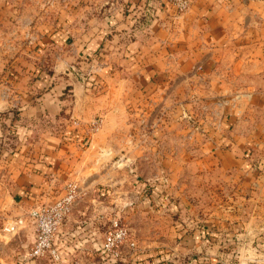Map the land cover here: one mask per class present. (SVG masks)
Returning <instances> with one entry per match:
<instances>
[{"label": "crops", "instance_id": "0c3cea01", "mask_svg": "<svg viewBox=\"0 0 264 264\" xmlns=\"http://www.w3.org/2000/svg\"><path fill=\"white\" fill-rule=\"evenodd\" d=\"M160 1L0 0L1 28H17L24 44L20 63L0 81V209L24 217L20 232L30 234L28 210L53 203L74 182L73 219L119 214L132 202L147 217L169 215L176 203L181 217L188 211L200 219L198 201L184 192L202 181L186 178L188 155L198 173L225 171L216 184L230 187L232 209L212 208L213 223L174 230L169 242L151 229V256L172 249L176 261L187 255L174 264H251L237 252L252 248L249 231L242 235L255 213L250 201L258 217L264 213V0H189L182 12ZM147 9L155 17L146 18ZM84 59L96 67L87 80L79 73L89 65ZM158 103L169 114L175 103L208 106L201 113L210 117V132H186L191 118L173 110L158 134L139 138L136 117ZM95 117L101 123L93 129ZM155 153L174 171L167 193L147 196L148 183L134 179L127 194L126 168L155 181ZM249 187L258 191L252 198Z\"/></svg>", "mask_w": 264, "mask_h": 264}, {"label": "rangeland", "instance_id": "374dc122", "mask_svg": "<svg viewBox=\"0 0 264 264\" xmlns=\"http://www.w3.org/2000/svg\"><path fill=\"white\" fill-rule=\"evenodd\" d=\"M165 1L173 2V0ZM158 2L160 3L161 1L158 0ZM135 11H137L136 14L141 18L143 11H141V9ZM154 13L155 11L149 10L148 12L147 9L145 10V17L149 19L153 16L155 17ZM18 36L19 30H17V28L13 30L12 26V29L3 31L0 26V81L1 78H3L2 73L4 70L8 68L11 69L16 64L20 63L17 52L18 50L24 48V44L21 41H18ZM84 61L89 65L85 66L86 68L83 67L81 70H79V73L81 74V78L85 77L84 80H87L88 78H91V75L96 74V67L90 65V59H84ZM30 67H32V65H30ZM71 70L76 69L75 67H73V69ZM151 92L152 91H150L149 93ZM153 92L155 93L156 91ZM223 99L227 100L226 97H223ZM187 107L188 106H186V108H182L179 106V104H172L170 106V114L173 113V110H180V113H185V117L187 119L191 118V120H189V122L187 121V123H185L184 125L186 128L185 131L187 132V130H189L188 133H191L193 130L195 131V133L204 134L205 129L210 132V117L207 114H205L204 116V114L201 113V111L203 110H208V106H202L201 104L199 108L198 103H191L190 107ZM170 114L169 111L167 109H164L161 105H159V103L151 108L149 107V110L141 111L136 117L138 126L137 132L139 138L145 134L151 136L149 132L153 129L154 133L156 132L158 134L160 132V126L165 124V120ZM199 117L204 118L206 122L200 121ZM152 120H155L156 122H153ZM205 126L206 128L204 129ZM188 133H186V135ZM160 142L161 141L159 139H156V141H154L155 145L159 146ZM126 158L127 156L125 155L123 159L125 160ZM153 158H155V162L153 163V161L150 160L149 163L152 164L151 168L155 166L154 180L156 182L152 181V178L146 180L144 179L146 177V171L141 172V175H138L137 171H130L128 168H126V172L123 174V184H126V186L124 185L125 187H129L127 188V194H129L132 190V182L134 179L135 182L141 180L142 182L148 183L146 184L148 188L146 186L143 187V192H146L147 196H150L151 193L154 194L158 199L159 197H163V195L167 193L165 191V188H168L166 187L167 178L169 173L174 171L166 170V166H164L163 168V166L161 165L160 154L155 153ZM186 158V161L184 160L187 163V166L184 167V174L186 175V178L192 180L196 177L202 179V181L200 185H187L184 192L191 199H196L198 201L194 202V205H197L196 207L197 209H199V213H203L202 218L197 219L194 217H190L191 215L188 214V211H185V218L181 217L182 215L178 212L179 207L176 203H169L170 205H172L169 215L158 214V216L147 217L144 207L138 205V209L136 211L131 206L137 203L132 202V204H123V211L119 214L114 215L110 212L109 214H106L107 216H105L104 218H97L95 216L92 219L88 220L87 217L80 216L73 219V208L78 204L80 193L78 186L74 182H72L76 185L77 196L72 202L71 209L65 215L64 219L56 229L54 235V246L59 253V258L54 259L48 254H43L38 257L31 256L30 249L34 243L36 234V227L33 220L27 216L30 219V224L33 226V230L30 234H21L20 230L22 229V227H24V223H22L14 232H8L4 229V227L21 216H7L2 213V210L0 209V264H102L99 262L100 260L103 261V264H174L177 262L186 263L187 255L184 258L180 257L178 261H176L178 256L176 254L172 256V253H174V250L172 249L158 252V249L156 250L155 248L154 251L156 252V254H153L151 256L153 248H151L150 244L148 243V240L151 238L149 233L152 231L151 229H157L160 233V238L167 239L169 242L172 240V234H174L175 232L174 230L186 229L187 231L191 228H194L195 226H199L198 224L206 222L210 224L213 223L214 219L209 218L211 216L207 215V212H209L212 208L219 206V208H222L224 210H228L230 208L232 209V203L229 202V199L226 198L230 187L216 184L218 179H220V181H224L225 176H227L225 171L218 169L212 175L209 173H198L197 169H195L194 167V161H189L188 155L186 156ZM135 173L138 177L133 176V174ZM213 178L215 179L212 182ZM151 184H153V186H150ZM169 193L171 194V191H168V194ZM247 193V195L252 198L258 193V191L256 187H249ZM229 194H231V191L229 192ZM250 203L251 209L253 207L255 213L247 218L248 225L245 227V231L243 230L242 235L244 237V235L247 234V230L249 231L248 236L251 240L249 242L252 248L249 249L250 251H245L243 248L237 253L239 255L241 254V261H245V263L249 262L251 264H264V213L262 214V216L258 217V208L256 207V204H254V201H250ZM158 204L160 205V203L158 202L155 203V205L157 206ZM192 204H190L191 207H193ZM234 207L236 208L237 205H234ZM126 208L128 209V211ZM184 208H186V206ZM22 218L24 222L25 218ZM115 220H118L121 225L127 228V241H133L135 243L134 247L132 248L130 246H127L126 244L122 245L120 247V254L117 257L106 255V253L102 251L101 247L105 233L108 231ZM238 221L240 224L238 225V227L242 231V219H239ZM60 228H64V230L60 231ZM96 244L100 246L99 251L101 252V256H103V258L101 259L98 254V250H96L94 247V245ZM162 248H164V246ZM163 253H165L168 257H171L170 262L169 260H167L168 262H166L164 258H161ZM248 259H251L252 262H250V260Z\"/></svg>", "mask_w": 264, "mask_h": 264}, {"label": "built area", "instance_id": "2783aa9c", "mask_svg": "<svg viewBox=\"0 0 264 264\" xmlns=\"http://www.w3.org/2000/svg\"><path fill=\"white\" fill-rule=\"evenodd\" d=\"M180 12L187 9L189 0H173ZM149 12V10H148ZM238 98L239 95H236ZM226 100H222V102ZM227 102V101H226ZM101 123L100 117H95L91 126L96 129ZM77 196L76 185L69 182L66 185L65 193L62 197L51 203L50 205L41 206L39 208H31L27 212V216L33 220L36 227V234L34 243L30 249V255L38 257L43 254H48L54 259L59 258V253L54 246V235L55 231L64 219L65 215L71 209L72 202ZM23 223V218L18 217L4 229L8 232H14ZM128 231L127 228L115 220L111 227L104 235L102 242V251L106 255L117 257L120 254V247L124 244L134 247L133 241H127Z\"/></svg>", "mask_w": 264, "mask_h": 264}]
</instances>
